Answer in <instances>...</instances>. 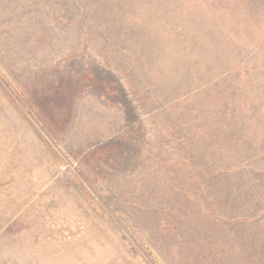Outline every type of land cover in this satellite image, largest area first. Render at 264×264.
I'll list each match as a JSON object with an SVG mask.
<instances>
[{"label": "rangeland", "instance_id": "obj_1", "mask_svg": "<svg viewBox=\"0 0 264 264\" xmlns=\"http://www.w3.org/2000/svg\"><path fill=\"white\" fill-rule=\"evenodd\" d=\"M0 264H264V0H0Z\"/></svg>", "mask_w": 264, "mask_h": 264}]
</instances>
